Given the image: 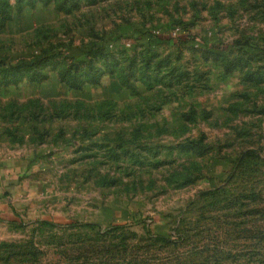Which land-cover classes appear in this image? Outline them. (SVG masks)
I'll list each match as a JSON object with an SVG mask.
<instances>
[{
    "label": "rangeland",
    "instance_id": "obj_1",
    "mask_svg": "<svg viewBox=\"0 0 264 264\" xmlns=\"http://www.w3.org/2000/svg\"><path fill=\"white\" fill-rule=\"evenodd\" d=\"M0 8V264H264V0Z\"/></svg>",
    "mask_w": 264,
    "mask_h": 264
},
{
    "label": "trees",
    "instance_id": "obj_2",
    "mask_svg": "<svg viewBox=\"0 0 264 264\" xmlns=\"http://www.w3.org/2000/svg\"><path fill=\"white\" fill-rule=\"evenodd\" d=\"M8 13L9 12H6L3 8H0V16L4 17V18H2L1 28L4 27L6 20H8V19L10 20V18H11ZM124 57H126V56H124ZM124 62H127V60H124ZM77 64H78L77 66L79 67V66H81L82 64H85V63H79L78 62ZM134 66H135V60L131 59L128 64H125L124 66H122V68L125 69V70H122V71L128 72L131 69H133ZM15 67H17V66H13V67H11L9 69L3 70L2 79L8 78V77L10 79L11 76L15 77L16 74H15V72H13L15 70ZM123 79L128 81L129 77L127 76V78H123ZM15 81L16 80H10V81L8 80V82H6V84H5V86L13 85V84H15ZM249 156H258V154L256 152H254V151H247V152H245L242 155V157L237 162H242V158H246V157H249ZM223 192H224V190L222 191L219 188V189H215V190L206 191L202 195L216 196V195L223 194ZM40 225L49 226V227H56V228H59V229H68V230L77 229V228L93 229L95 227H99L98 225L82 224V223H79V222H72V223L66 224V225L54 224V223H50V222H40ZM119 228H122V226H113L111 229L112 230H116V229H119ZM173 237H174L173 240H170V238H168V237H159V236L152 237V238H154L153 240L155 242L161 243L162 247L176 246L177 244H181L184 241V239L186 238L184 235H179L177 233ZM80 250L82 251V253H84V252H88V253L92 252L93 255H94V254H96L94 251L97 250V249H92L91 248V251H87L85 249V246H83V247H80ZM192 253L193 252H189V253L188 252H184V253H179L178 252L177 254H174V256H172L171 258L164 259V260H163V258H161V260H159V261H163L164 263H167V264H171V263H174V264H185L188 261L187 254H192ZM79 257H82L83 259H86L84 254H83V256H79ZM88 260H90V259H88ZM88 260H83L82 264L88 263L89 262Z\"/></svg>",
    "mask_w": 264,
    "mask_h": 264
}]
</instances>
